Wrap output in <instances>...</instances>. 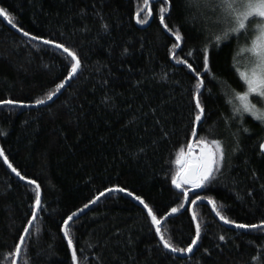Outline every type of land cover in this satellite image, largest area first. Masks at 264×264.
<instances>
[{
	"label": "trees",
	"instance_id": "1",
	"mask_svg": "<svg viewBox=\"0 0 264 264\" xmlns=\"http://www.w3.org/2000/svg\"><path fill=\"white\" fill-rule=\"evenodd\" d=\"M142 5L143 0H0L17 30L63 43L77 51L83 65L50 103L0 107V148L43 192L44 211L20 264H71L62 221L108 188L120 186L139 195L158 215L182 203L171 185V161L186 142L195 80L171 57L173 33L179 30L183 36L177 58L193 52L187 59L202 71L199 50L219 33L220 25L214 23L218 12L173 0L165 17L169 31L159 21L161 0H153L148 23L137 24L135 13ZM245 42L241 36L239 42L210 48L216 80L202 97L207 119L200 135L223 140L227 159L217 179L197 192L213 198L229 219L260 223L264 123L245 115L242 124L239 119L230 129L224 124L231 113L225 86L242 90L233 65ZM68 67L63 51L23 36L0 18V100L34 104L45 99L64 80ZM33 199L34 186L0 158V264H10L9 253L30 218ZM136 201L126 193H108L74 220L80 264H264V231L221 224L205 203L193 208L202 227L200 240L187 257L175 256L159 243L147 212ZM190 206L184 204L162 224L165 237L177 247H187L195 235Z\"/></svg>",
	"mask_w": 264,
	"mask_h": 264
},
{
	"label": "snow or ice",
	"instance_id": "2",
	"mask_svg": "<svg viewBox=\"0 0 264 264\" xmlns=\"http://www.w3.org/2000/svg\"><path fill=\"white\" fill-rule=\"evenodd\" d=\"M161 6L158 10L159 21L166 30L169 25L165 22L166 15L170 14L172 10L173 0H161ZM185 6L189 8H207L212 13H217L215 24L220 25L219 33H213L214 40L206 43L200 49L199 59L202 60V71L194 67L187 57L193 56V52H188L184 59H178L176 49L180 47V42L183 40L182 34L179 30L174 31L176 43L172 45L170 54L172 59L177 64L184 65L188 71L193 75L195 80L191 89V98L194 105V114L189 124L187 125L186 142L184 146L180 147L175 153V159L171 161L175 165L171 173V185L178 190L182 196V203L178 207H172L164 215H158L148 203L145 202L139 195H134L133 192L126 188L116 186L108 188L105 192H100L89 204H95L101 197L107 193L121 192L137 200L143 208L147 211V216L150 219L151 226L155 230V235L159 237V243L164 249L171 253H191L193 248L197 245L202 235V227L197 221V216L193 212L191 219L195 225V235L191 243L187 247H177L172 243L171 238H166L162 224L168 220L169 217L178 213L184 204L196 205L197 201L207 199V203L212 206V210L216 216L220 218L225 224L232 225L240 230H258L264 231V220L260 223H238L235 220L229 219L217 209L216 201L211 197H201L197 190L207 188L218 177L224 163L227 159V149L223 140L218 138L207 139L200 135L203 130V124L207 119L206 104L202 97L204 91L211 89L208 87L213 80H216L211 69V49L219 48L221 44H226L235 39L239 42L241 36L245 37V43L241 45L237 51L240 57L234 56V69L242 82V90L237 91L230 86H225V103L231 107V113L227 119L224 120L226 128H231L232 122L239 119L243 123L245 115L251 116L253 119L264 123V0H185ZM153 16V0H143L142 7H138L135 13V20L137 24H147L149 19ZM0 17H2L12 27H16L14 18L4 8L0 7ZM106 30L107 24H102ZM23 36L30 37L31 40H39L45 45H52L56 49L62 50L69 58V67L67 75L63 81L55 85V90L47 93L45 99H37L34 104H27L24 101L15 99L0 100V107H36L46 104L51 101L53 97L64 89L65 84L72 80L81 71L83 65L81 58L76 50L65 46L63 43H58L51 39L30 35L27 31L19 28ZM127 52V49L124 50ZM243 58L246 63L240 66L238 61ZM211 75V79H209ZM230 97V98H229ZM155 112V110H153ZM159 123V121H157ZM244 132L248 129L244 128ZM168 135V133H164ZM260 149L264 152V143L260 144ZM0 158H3L4 164L22 181H26L28 185L34 186V199L31 205L30 218L24 225L22 232L18 237V242L14 244L13 251L9 253L11 257L10 264H20V257L22 253L27 255L28 240L31 235V230L38 219L39 214L44 211L43 206V192L40 183L35 179H29L23 175L16 167L13 166L2 148H0ZM190 193L195 194V199H190ZM89 204H85L84 208H88ZM78 212H72L63 219L60 231L63 234V239L66 241L67 248L70 251L71 264H80L78 257V249L72 234V223L74 218L79 216ZM221 241L225 237H219ZM24 264H28L25 260Z\"/></svg>",
	"mask_w": 264,
	"mask_h": 264
},
{
	"label": "water",
	"instance_id": "3",
	"mask_svg": "<svg viewBox=\"0 0 264 264\" xmlns=\"http://www.w3.org/2000/svg\"><path fill=\"white\" fill-rule=\"evenodd\" d=\"M4 22H5V24L8 26V27H10L11 29H13V30H15L16 32H18V33H21V32H19L16 28H14V27H12V25H10V24H8L7 23V21H5L2 17H0ZM22 34V33H21ZM40 43H42L41 41H39ZM52 46V45H51ZM60 50V49H59ZM62 51V50H61ZM69 82V81H68ZM67 82V83H68ZM67 83L65 84V87H66V85H67ZM64 87V88H65ZM63 90V89H62ZM62 90H61V92H62ZM60 92V93H61ZM59 93V94H60ZM59 94H57L55 97H53V99L51 100V101H53ZM51 101H47L46 102V104H48V103H50ZM45 105V104H44ZM262 143H264V139L261 141V143L260 144H262ZM260 146V145H259ZM259 150H260V153L261 154H263L264 155V152H262L261 151V149H260V147H259ZM2 160H3V158H2ZM6 165V164H5ZM7 166V165H6ZM11 170V169H10ZM15 174V173H14ZM108 193L106 192V194L105 195H107ZM127 195V194H126ZM130 197V196H129ZM102 198V197H101ZM130 198H132V197H130ZM135 200V199H134ZM136 201V200H135ZM137 202V201H136ZM137 203H139V202H137ZM198 203H205V204H207L208 206H209V208H210V211H211V213L213 214V216H214V218L218 221V222H220L221 224H225L222 220H220V218L218 217V216H216V214H215V212L212 210V206L211 205H209L208 203H207V200H201V201H197V203L196 204H198ZM140 204V203H139ZM94 204H89V207L88 208H83L84 210H83V212H81V213H79V216L78 217H75L74 218V220H76L77 218H79L80 216H82L86 211H88L92 206H93ZM141 205V204H140ZM142 206V205H141ZM194 206L195 205H191L190 206V208H189V211H190V215L192 216V214H193V208H194ZM142 208H143V206H142ZM144 209V208H143ZM145 210V209H144ZM146 211V210H145ZM147 212V211H146ZM225 225H227V224H225ZM62 236H63V234H62ZM158 239H159V237H158ZM172 254H174L175 256H178V257H182V258H185V257H187L190 253H172Z\"/></svg>",
	"mask_w": 264,
	"mask_h": 264
},
{
	"label": "rangeland",
	"instance_id": "4",
	"mask_svg": "<svg viewBox=\"0 0 264 264\" xmlns=\"http://www.w3.org/2000/svg\"><path fill=\"white\" fill-rule=\"evenodd\" d=\"M245 61V60H244ZM245 63H246V61H245Z\"/></svg>",
	"mask_w": 264,
	"mask_h": 264
}]
</instances>
